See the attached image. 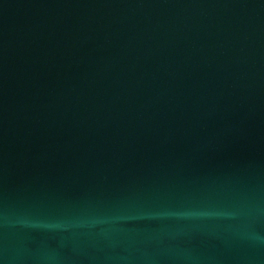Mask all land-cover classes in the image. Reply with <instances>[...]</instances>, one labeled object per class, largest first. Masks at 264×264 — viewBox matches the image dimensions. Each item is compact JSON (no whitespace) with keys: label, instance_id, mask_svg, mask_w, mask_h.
Returning <instances> with one entry per match:
<instances>
[{"label":"water","instance_id":"1","mask_svg":"<svg viewBox=\"0 0 264 264\" xmlns=\"http://www.w3.org/2000/svg\"><path fill=\"white\" fill-rule=\"evenodd\" d=\"M0 264H264V0H0Z\"/></svg>","mask_w":264,"mask_h":264}]
</instances>
